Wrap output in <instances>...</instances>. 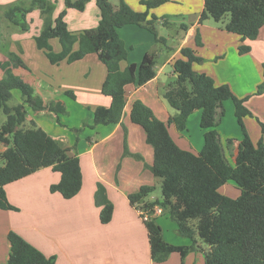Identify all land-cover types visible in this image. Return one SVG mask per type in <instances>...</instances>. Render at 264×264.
I'll return each instance as SVG.
<instances>
[{
	"label": "trees",
	"instance_id": "obj_1",
	"mask_svg": "<svg viewBox=\"0 0 264 264\" xmlns=\"http://www.w3.org/2000/svg\"><path fill=\"white\" fill-rule=\"evenodd\" d=\"M88 0H64L65 8L55 17L52 0H30L9 3L4 10L6 19L27 29L26 15L34 8L43 15L42 27L34 41L52 64L62 60L68 63L81 59L88 53H96L106 67V77L101 86L102 94L110 97L108 106H97L93 110L94 127L100 124L120 123L123 128V155L143 160L139 153L128 148L127 128L122 122L125 87L137 82L142 85L155 76L156 56L146 53L139 64L130 63L120 67L127 57V48L118 33L125 24H137L152 32L157 41L155 22L157 17L149 9L170 0H141L145 11L133 10L124 0L114 6L111 0H95L99 10L96 26L77 32L69 30L65 20L66 9L82 11ZM228 15L222 28L238 34L242 40H252L264 25V0H204L199 23L211 17L216 22ZM51 38H57L60 50L54 51ZM197 45L200 36L195 35ZM250 46H238L240 54L248 52ZM181 56L172 62L173 81L167 84L164 98L177 112L166 121L156 117L152 109L141 100L132 103L130 119L139 125L146 143L153 149L151 164L144 167L160 179L161 199L144 200L152 185H141L136 192L128 194L131 205L143 202L148 206L159 205L176 222L177 232L191 240L188 245L174 244L163 237L162 228L155 217L143 221L147 230L150 258L153 262H164L171 253L180 255L184 264L186 255L199 248L196 235L206 244L203 248L204 264H264V123L258 120L262 136L254 143L247 131L244 117L252 115L245 105L246 97L236 96L228 84H215L214 79L196 72L192 64L202 58L188 46L181 47ZM26 67L20 56L12 51L0 60L3 75L0 78V112L5 114L0 124V140L11 142L12 147L0 152V209L10 207L5 186L28 176L40 168L50 167L60 174L56 183L49 186L63 198L75 196L82 186L79 156L70 155L69 147L51 137L46 131L30 121L26 123V106L33 110L48 107L55 113H65L63 104L56 102L44 105L32 85L14 73L13 68ZM18 89L22 102L11 106L8 100L11 90ZM264 92V82L253 94ZM66 93L74 98L71 91ZM230 99L234 115L242 132L235 158V166L224 159L217 139L215 115L219 102ZM201 111L200 127L203 129V145L198 152L181 148L168 131L174 125L178 131L187 129V118L195 110ZM79 130V129H78ZM233 181L240 193L237 197L219 191L225 183ZM113 203L106 199L99 212L101 223H108L113 214ZM10 255L7 264H54L53 257L46 258L16 232L8 233Z\"/></svg>",
	"mask_w": 264,
	"mask_h": 264
},
{
	"label": "crops",
	"instance_id": "obj_2",
	"mask_svg": "<svg viewBox=\"0 0 264 264\" xmlns=\"http://www.w3.org/2000/svg\"><path fill=\"white\" fill-rule=\"evenodd\" d=\"M15 1L19 0L7 2ZM124 1L135 11L146 9L140 3L141 0ZM52 2L55 5L53 11V17H55L65 8V4L64 0H52ZM116 2L118 3L119 0ZM117 3L112 4L116 6ZM203 7L204 0H170L150 8L149 14L157 17L156 35L164 38L159 43L155 35L143 26L125 24L118 28V33L127 48V57L120 62L122 69L130 63L139 64L146 53L156 56L155 76L142 85L135 82L125 87L126 104L122 117V122L127 128L129 150L133 153H141L145 158L144 162L148 164L152 163L153 149L146 143L143 129L130 119L132 103L136 99L141 100L152 109L156 117L163 121L176 114L177 111L164 98V91L167 84L171 82L169 78L175 77L172 62L181 56L180 49L184 46L192 48L195 54L202 58L192 64L196 72L210 75L217 85L228 84L238 97L247 96L244 103L252 115L244 117L245 126L254 143L262 136L258 120L264 123V92L262 94H253V92L258 84L264 82V25L260 27L255 39L242 40L238 34L226 31L216 24H210L209 18L199 23ZM26 16L34 25L42 24L40 9L34 8ZM65 20L69 30L73 32L96 26L99 10L95 0H88L82 11L67 8ZM172 24L178 26L177 35L180 40L177 45L172 44V37L167 30V27ZM40 28L41 26L34 31L15 34V41L12 40L14 45L9 48V51L17 53L26 67H16L13 71L32 85L44 105L49 106L59 102L65 107V113H55L48 107L33 110L26 106V122L34 121L51 137L69 147L70 155L79 156L82 186L75 196L68 199L57 192H50L49 186L60 178V174L50 167L40 168L28 176L8 183L5 191L10 207L0 209V264H7L9 259L8 233L10 231L20 235L44 257H53L54 264H76L79 244L82 243L80 239L87 238L84 230L89 229L90 226L120 227L116 223L121 225L125 223V225L115 230L117 236L114 240L124 245L128 244L130 247H123V252L119 253L120 259L113 256L112 263L109 264H133V259L137 260V264H142L144 261L149 263L150 248L147 230L136 209L137 204L142 202L131 205L128 194L136 192L141 185L154 184L157 178L144 167L142 160L129 156L121 157L124 134L120 123L87 126L82 128L83 131L79 133L77 140L68 130L70 123L74 129L80 127L83 120L91 124L93 110L97 106L110 104V97L101 92V86L106 77V67L96 53H88L71 63L66 60L57 64L50 63L44 51L37 48L36 44L26 45L28 41H34V36L39 33ZM197 32L201 45L196 44ZM50 43L54 51L60 50L57 38H51ZM241 44H248L249 51L240 54L238 46ZM166 48L171 51L167 52ZM5 59L6 54L0 50V60ZM2 75L3 71L0 69V78ZM68 90L73 92L74 98L66 93ZM11 99L15 100L13 104H9L11 106L22 102L18 89L11 90L9 100ZM229 101L231 100L219 102L216 108L215 130L224 159L233 167L242 132L235 127H224V124L228 123L229 113H234L233 102ZM197 110L188 116L187 126L191 115L198 113ZM61 116L65 119L60 118ZM73 117L75 119L71 121ZM171 129L169 125L170 134ZM77 131L78 128L75 129V132ZM173 131L175 135L171 136L181 148L194 152L201 149L203 141L200 142L197 139V142H193L185 135V131H178L176 128ZM84 139H86L85 142H83ZM11 147V142L0 140V152ZM119 162V170L113 171ZM224 185L219 189L221 193L233 198L239 195L240 192L238 195H228L227 190H221ZM116 193L118 195H114ZM106 199L113 203L114 209L111 220L102 224L99 220V212ZM154 199L146 197L144 200L154 201ZM159 215H155V219ZM131 219L135 221L137 219L133 222L134 225L138 222V228L135 230L137 236L131 234ZM157 223L163 228L161 223ZM124 226L127 228L126 231L122 229ZM100 238L101 230L98 234V239ZM75 239L78 241L75 242ZM105 241L108 243L110 239ZM198 246L197 250L202 253L198 264H204L202 249L206 247L200 244ZM191 252L186 255L184 264H191L189 263Z\"/></svg>",
	"mask_w": 264,
	"mask_h": 264
},
{
	"label": "rangeland",
	"instance_id": "obj_3",
	"mask_svg": "<svg viewBox=\"0 0 264 264\" xmlns=\"http://www.w3.org/2000/svg\"><path fill=\"white\" fill-rule=\"evenodd\" d=\"M7 1L8 0H0V50L4 54H6L9 51V48L12 45H14L13 41H15L14 36L16 33L18 34V33H21L23 31H30V30L34 31L35 29L39 28V26L42 27V24L41 25L40 24L34 25L31 20L29 22V20L27 19V16H26L27 29H25V30H23L21 26L14 24L10 20L6 19L5 15H4V10L7 8L8 4L10 3ZM21 1H23V3L27 6V5H29L30 0H21ZM116 1L117 0H111L112 3H117ZM32 10H34V9H32ZM30 12H28V13H30ZM40 18H41V21L43 23V15L41 13H40ZM227 18H228V15H225L223 20L216 22L214 19L209 17V22H210V24H216L217 26L222 27L223 24L225 23V21L227 20ZM30 27H31V29H30ZM167 30L169 32V35L172 37V44L177 45L178 41L180 40L179 35H177L178 26H176L175 24H172V26L167 27ZM157 42L159 43V41H157ZM15 44H16V42H15ZM32 44L33 45L35 44L34 41H28L26 43V45H32ZM166 49H164V50H166L167 52L171 51V49H168V48H166ZM263 75H264V68H263ZM169 79L171 81H173L174 78L171 77ZM14 102H15V100L11 99L8 101V104H13ZM229 102H231V101H229ZM197 111H198V113H194L193 115H191V117H190L191 120L188 123L187 129L184 130L185 135L189 139H191L193 142H197V139L200 142L203 141V129L200 127L201 112H200V110H197ZM60 118H64V116H61ZM227 118H228V123L224 124V127L225 128H234L235 127L240 132V128L237 124L234 113L233 112H231V114L229 113ZM4 119H5V114L3 112H0V123H2L4 121ZM74 119L75 118L73 117L71 119V121ZM26 123H27V125L29 124V122H26ZM87 126H88V124H87L86 120H83V123H82V125L80 124V127L79 126L75 127V129L76 128L79 129L77 132H75V129L73 127H71V123L69 124L70 128L68 130L74 135V138L76 137L75 140H77V138H79V136H78L79 133L83 131L82 128H85ZM88 127H90V126H88ZM170 128H172L171 129V135H175V133L173 131V130H175L174 125H170ZM85 140L86 139H84L83 142H85ZM139 154L142 156L141 153H139ZM122 156L127 157V155H123V152H122L121 157ZM118 157H120V156H118ZM129 157H131V156H129ZM142 159H143L142 161L144 162L145 158L143 156H142ZM137 160H139V159H137ZM119 167H120V162H119V164L118 163L116 164L113 171L117 172V170H119ZM234 184L235 183H233V181H229L226 185H224L221 188V190L222 191L227 190L228 195H232V196L235 194L238 195L240 190ZM152 187L153 188H152L151 192L147 196L148 199L155 198L154 199L155 201H156V199L160 200L161 199V190H160V179L159 178H157V181H155V183L152 184ZM114 195H118V193H116ZM136 221H137V219H136ZM136 221L131 219L130 230H131V234L134 236H137L135 233V230L138 228V226H137L138 222L135 225L133 223ZM156 222L161 223V225L163 227L162 228V233L164 234L163 237L166 241H168L170 243H178L181 245L186 244V243L190 244V241H191L190 239H188L187 237L181 236L177 232L176 222L170 217V215L167 211L162 210V213L156 219ZM116 224L120 225V227L125 225V223L124 224L122 223V225H121V223H116ZM143 226H144V224H143ZM120 227H118L116 225H114L112 227H101V228H99V226H95V227L90 226L89 229L84 230L86 232L87 238L85 240L83 238L80 239L82 241V243L79 244L77 259H75L76 264H96L98 262H99V264H109V263H112L113 256L120 259L121 254H119V253L123 252V250H124L123 247H128V248L130 247L128 244L124 245V244H121L118 241L114 240V238L117 236L115 230H118V228H120ZM122 229L124 231L127 230V228L125 226L122 227ZM100 230H101V238L98 239V234H100ZM119 232H121V231H119ZM105 239H110V241L107 243L105 241ZM196 239H197L198 244H200L203 247H206V244L198 237V235H196ZM77 241H78V239H75V242H77ZM108 248H109V250H108ZM197 249H196V251H192L190 253L189 263H191V264H198V262L200 261L202 253H201V251H198ZM132 263L137 264V260L133 259ZM179 263H180V255L178 253H171L167 257V259L165 260L164 263L152 262V260L150 258L149 263L144 261L142 264H179Z\"/></svg>",
	"mask_w": 264,
	"mask_h": 264
},
{
	"label": "built area",
	"instance_id": "obj_4",
	"mask_svg": "<svg viewBox=\"0 0 264 264\" xmlns=\"http://www.w3.org/2000/svg\"><path fill=\"white\" fill-rule=\"evenodd\" d=\"M136 209L139 214V217L143 221L148 220L149 218L162 213V208L160 206L158 205L148 206L143 202L137 204Z\"/></svg>",
	"mask_w": 264,
	"mask_h": 264
}]
</instances>
